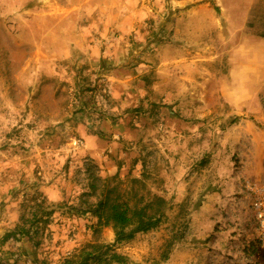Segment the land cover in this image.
<instances>
[{
    "label": "rangeland",
    "instance_id": "rangeland-1",
    "mask_svg": "<svg viewBox=\"0 0 264 264\" xmlns=\"http://www.w3.org/2000/svg\"><path fill=\"white\" fill-rule=\"evenodd\" d=\"M260 38L264 0H0V264L92 243L126 264H264ZM105 179L161 195L160 224L115 242L77 213ZM38 203L48 222L3 238Z\"/></svg>",
    "mask_w": 264,
    "mask_h": 264
},
{
    "label": "trees",
    "instance_id": "trees-1",
    "mask_svg": "<svg viewBox=\"0 0 264 264\" xmlns=\"http://www.w3.org/2000/svg\"><path fill=\"white\" fill-rule=\"evenodd\" d=\"M143 178H145L143 173L139 178H130L131 191L134 184L140 185V188L144 187ZM90 187L94 189V185ZM122 196L117 184L109 186L105 179L96 199L87 202L84 207L78 209L77 213H90L96 218L97 225H110L115 235V242H120L131 239L136 233H144L156 228L169 207L168 202L157 194L147 199L143 194L138 195L137 193H132L127 199ZM37 207L38 211H32L30 217H26L3 238L6 239L16 234L30 238L31 228L35 224H46L52 210L45 209L41 203H38ZM27 223H29L28 226H26ZM111 246V244H89L88 248L80 250L76 258H67L65 262L66 264H112L113 262L126 264V256L116 252Z\"/></svg>",
    "mask_w": 264,
    "mask_h": 264
},
{
    "label": "built area",
    "instance_id": "built-area-1",
    "mask_svg": "<svg viewBox=\"0 0 264 264\" xmlns=\"http://www.w3.org/2000/svg\"><path fill=\"white\" fill-rule=\"evenodd\" d=\"M255 211L257 227L262 230L259 239H264V192H258L252 202Z\"/></svg>",
    "mask_w": 264,
    "mask_h": 264
},
{
    "label": "crops",
    "instance_id": "crops-1",
    "mask_svg": "<svg viewBox=\"0 0 264 264\" xmlns=\"http://www.w3.org/2000/svg\"><path fill=\"white\" fill-rule=\"evenodd\" d=\"M246 39L247 38H245V40ZM256 45H258V47L264 52V38H260V39L256 40V43L254 46H256Z\"/></svg>",
    "mask_w": 264,
    "mask_h": 264
}]
</instances>
